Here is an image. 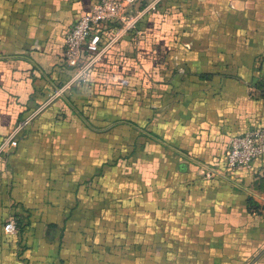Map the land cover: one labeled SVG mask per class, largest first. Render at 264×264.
Returning a JSON list of instances; mask_svg holds the SVG:
<instances>
[{
    "label": "crops",
    "instance_id": "0c3cea01",
    "mask_svg": "<svg viewBox=\"0 0 264 264\" xmlns=\"http://www.w3.org/2000/svg\"><path fill=\"white\" fill-rule=\"evenodd\" d=\"M95 1L0 0V264H264V153L224 159L264 124V0H136L80 77Z\"/></svg>",
    "mask_w": 264,
    "mask_h": 264
},
{
    "label": "built area",
    "instance_id": "2783aa9c",
    "mask_svg": "<svg viewBox=\"0 0 264 264\" xmlns=\"http://www.w3.org/2000/svg\"><path fill=\"white\" fill-rule=\"evenodd\" d=\"M136 0H96L88 10L79 15L64 35V60L76 68V75L87 74L91 57L83 59L85 53L97 52L102 33L111 23L129 29L138 19V12L132 10ZM131 7V8H130ZM9 144H15L14 138ZM264 153V124H256L230 137L224 154L225 165L232 169L250 166L253 159ZM5 233H16L17 224L13 217L3 223Z\"/></svg>",
    "mask_w": 264,
    "mask_h": 264
},
{
    "label": "trees",
    "instance_id": "16d2710c",
    "mask_svg": "<svg viewBox=\"0 0 264 264\" xmlns=\"http://www.w3.org/2000/svg\"><path fill=\"white\" fill-rule=\"evenodd\" d=\"M20 228H21V227H19V228L17 227V231H18V230L20 231Z\"/></svg>",
    "mask_w": 264,
    "mask_h": 264
},
{
    "label": "rangeland",
    "instance_id": "374dc122",
    "mask_svg": "<svg viewBox=\"0 0 264 264\" xmlns=\"http://www.w3.org/2000/svg\"><path fill=\"white\" fill-rule=\"evenodd\" d=\"M136 21H137V20H136ZM136 21H135V23H136ZM135 23H134V25H135ZM134 25H133V26H134ZM133 26H132V27H133ZM132 27H130V28H132Z\"/></svg>",
    "mask_w": 264,
    "mask_h": 264
}]
</instances>
